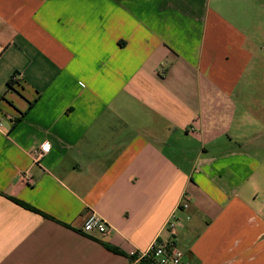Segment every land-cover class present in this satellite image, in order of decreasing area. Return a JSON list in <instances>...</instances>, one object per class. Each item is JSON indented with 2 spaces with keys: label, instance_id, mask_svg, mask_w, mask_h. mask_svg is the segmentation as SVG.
Returning a JSON list of instances; mask_svg holds the SVG:
<instances>
[{
  "label": "crops",
  "instance_id": "crops-1",
  "mask_svg": "<svg viewBox=\"0 0 264 264\" xmlns=\"http://www.w3.org/2000/svg\"><path fill=\"white\" fill-rule=\"evenodd\" d=\"M172 215L264 264V0H0V264H149Z\"/></svg>",
  "mask_w": 264,
  "mask_h": 264
},
{
  "label": "built area",
  "instance_id": "built-area-1",
  "mask_svg": "<svg viewBox=\"0 0 264 264\" xmlns=\"http://www.w3.org/2000/svg\"><path fill=\"white\" fill-rule=\"evenodd\" d=\"M49 149V142L40 144L33 151L35 160H39ZM183 205L187 206L185 203ZM167 229L172 234L171 238H157L147 250L141 252L132 250L129 256L138 260L147 259L154 264H191L185 259L183 251L176 244L174 215L168 221ZM82 231L90 235H107L110 228L100 215L92 211L88 214Z\"/></svg>",
  "mask_w": 264,
  "mask_h": 264
},
{
  "label": "trees",
  "instance_id": "trees-1",
  "mask_svg": "<svg viewBox=\"0 0 264 264\" xmlns=\"http://www.w3.org/2000/svg\"><path fill=\"white\" fill-rule=\"evenodd\" d=\"M14 83H15V76L12 77V79H10V80L8 81V89H13V87H14ZM145 260H147V259H145ZM148 262H149V264H154V263L151 262L150 260H148Z\"/></svg>",
  "mask_w": 264,
  "mask_h": 264
},
{
  "label": "rangeland",
  "instance_id": "rangeland-1",
  "mask_svg": "<svg viewBox=\"0 0 264 264\" xmlns=\"http://www.w3.org/2000/svg\"><path fill=\"white\" fill-rule=\"evenodd\" d=\"M253 103H254L253 101H251V102L247 101V102H245V106H246V104H247V105H249V104H250V105H251V107H252V106H253Z\"/></svg>",
  "mask_w": 264,
  "mask_h": 264
}]
</instances>
